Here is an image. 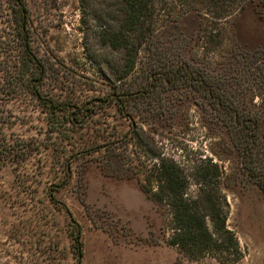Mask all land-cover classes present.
Instances as JSON below:
<instances>
[{"label":"trees","instance_id":"trees-1","mask_svg":"<svg viewBox=\"0 0 264 264\" xmlns=\"http://www.w3.org/2000/svg\"><path fill=\"white\" fill-rule=\"evenodd\" d=\"M29 1L5 0L6 10L0 13V167L10 157L19 163L28 154V145L12 146L3 135L10 124L6 107L11 100L30 95L49 115L67 112L62 118L78 128L98 105L114 107L128 121L123 143L107 140L89 151L102 153L105 171L136 173L140 188L164 219L162 239L176 249L174 264L222 254L234 263L240 249L225 224L228 202L220 165L208 159L191 172L171 156L142 148L139 131L150 123L153 111L167 114L168 100L193 96L217 124L216 132L209 130L217 138L216 158L232 156L239 171L264 193V0H78L84 66L66 63L42 46ZM188 18L196 22L191 29L183 26ZM245 19L246 26L257 28L255 36L241 34ZM214 24L222 31L216 60L199 61L189 44L209 42ZM87 80L103 84V94L72 103L60 99L63 92L82 89ZM52 127L46 129L49 135L55 133ZM72 131L68 127L56 137L63 142ZM75 157L62 161L65 175ZM71 221L76 264H82L81 228Z\"/></svg>","mask_w":264,"mask_h":264},{"label":"rangeland","instance_id":"rangeland-1","mask_svg":"<svg viewBox=\"0 0 264 264\" xmlns=\"http://www.w3.org/2000/svg\"><path fill=\"white\" fill-rule=\"evenodd\" d=\"M0 4L3 13L5 0ZM29 5L42 32V46H49L66 63L84 66L78 0H30ZM246 19L241 34L255 36L257 28L246 26ZM195 25L193 18L183 23L185 29ZM212 26L209 42L201 39L189 44L190 53L199 61L216 60L222 31L216 24ZM87 81L73 94H58L60 99L68 98L72 103L103 94V84ZM20 98L6 107L10 124L4 127L3 135L12 146L28 145V154L19 163L10 157L0 167V264H76L71 218L81 228L82 264H174L176 249L162 239L164 219L140 188L136 173L105 171L99 160H105L102 153L89 151L107 140L122 144L128 130L125 117L114 107L98 105L78 128L62 118L67 112L49 115L30 95ZM167 102V114L153 115V111L148 115L150 123L139 131L141 146L175 158L191 172L192 166L208 159L220 165L228 202L225 224L234 232L240 249L234 263H227L232 257L222 254L205 255L193 264H264L262 189L239 171L232 156L216 158L217 138L209 130L216 132L217 124L203 113L199 99L192 96ZM51 123L56 128L54 135L46 133ZM68 127L73 129L71 137L61 142L56 134ZM68 155L76 157L71 173L65 175L62 161ZM194 189L191 181L189 191ZM170 234L167 229L166 236Z\"/></svg>","mask_w":264,"mask_h":264}]
</instances>
